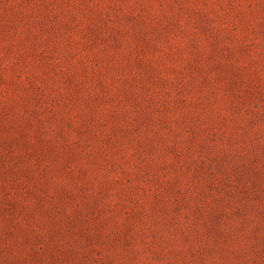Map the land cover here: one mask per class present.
Listing matches in <instances>:
<instances>
[{
	"label": "rangeland",
	"instance_id": "rangeland-1",
	"mask_svg": "<svg viewBox=\"0 0 264 264\" xmlns=\"http://www.w3.org/2000/svg\"><path fill=\"white\" fill-rule=\"evenodd\" d=\"M0 264H264V0H0Z\"/></svg>",
	"mask_w": 264,
	"mask_h": 264
}]
</instances>
